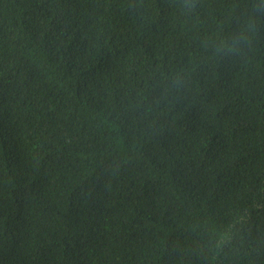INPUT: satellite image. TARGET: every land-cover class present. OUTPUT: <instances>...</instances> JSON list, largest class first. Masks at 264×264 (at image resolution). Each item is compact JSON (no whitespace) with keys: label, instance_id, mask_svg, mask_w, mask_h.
Listing matches in <instances>:
<instances>
[{"label":"trees","instance_id":"obj_1","mask_svg":"<svg viewBox=\"0 0 264 264\" xmlns=\"http://www.w3.org/2000/svg\"><path fill=\"white\" fill-rule=\"evenodd\" d=\"M0 264H264V0H0Z\"/></svg>","mask_w":264,"mask_h":264}]
</instances>
